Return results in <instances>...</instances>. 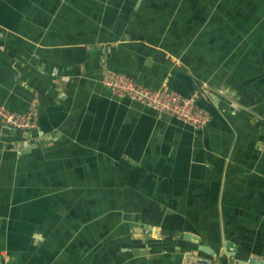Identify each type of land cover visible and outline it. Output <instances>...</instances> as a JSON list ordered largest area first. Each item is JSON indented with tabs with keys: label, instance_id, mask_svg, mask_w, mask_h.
Segmentation results:
<instances>
[{
	"label": "crops",
	"instance_id": "0c3cea01",
	"mask_svg": "<svg viewBox=\"0 0 264 264\" xmlns=\"http://www.w3.org/2000/svg\"><path fill=\"white\" fill-rule=\"evenodd\" d=\"M104 62L209 124L115 96ZM34 98L36 130L0 125L8 264L264 261V0H0V104Z\"/></svg>",
	"mask_w": 264,
	"mask_h": 264
},
{
	"label": "built area",
	"instance_id": "2783aa9c",
	"mask_svg": "<svg viewBox=\"0 0 264 264\" xmlns=\"http://www.w3.org/2000/svg\"><path fill=\"white\" fill-rule=\"evenodd\" d=\"M102 68L104 74L101 84L115 96L145 105L159 114L170 115L195 130L203 129L209 124L210 113L200 107L194 98L184 97L165 85L151 89L128 75L113 72L105 62ZM38 105V99L34 98L26 112L17 113L0 104V125L14 131L36 130L39 123ZM9 262L10 257L6 253H0V264Z\"/></svg>",
	"mask_w": 264,
	"mask_h": 264
},
{
	"label": "water",
	"instance_id": "95a60500",
	"mask_svg": "<svg viewBox=\"0 0 264 264\" xmlns=\"http://www.w3.org/2000/svg\"><path fill=\"white\" fill-rule=\"evenodd\" d=\"M183 238L186 241L199 245V251L216 257V254L208 246L200 245L199 237L192 234H183ZM225 256L227 257L226 264H264L263 260L253 257L243 256L237 252L229 251L227 245L225 246ZM198 264H208L207 260H198Z\"/></svg>",
	"mask_w": 264,
	"mask_h": 264
}]
</instances>
